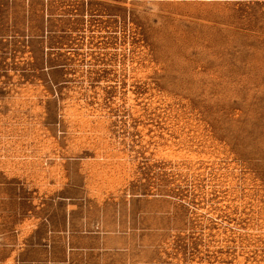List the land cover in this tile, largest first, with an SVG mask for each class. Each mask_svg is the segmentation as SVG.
I'll use <instances>...</instances> for the list:
<instances>
[{
    "label": "rangeland",
    "instance_id": "374dc122",
    "mask_svg": "<svg viewBox=\"0 0 264 264\" xmlns=\"http://www.w3.org/2000/svg\"><path fill=\"white\" fill-rule=\"evenodd\" d=\"M63 219L264 264V0H0V264Z\"/></svg>",
    "mask_w": 264,
    "mask_h": 264
},
{
    "label": "crops",
    "instance_id": "0c3cea01",
    "mask_svg": "<svg viewBox=\"0 0 264 264\" xmlns=\"http://www.w3.org/2000/svg\"><path fill=\"white\" fill-rule=\"evenodd\" d=\"M46 227L45 235L51 242L46 246L47 257L26 261L23 264H129L131 255L127 246H112V239L122 237L120 233L105 232L97 227L95 220L63 219L41 221Z\"/></svg>",
    "mask_w": 264,
    "mask_h": 264
}]
</instances>
